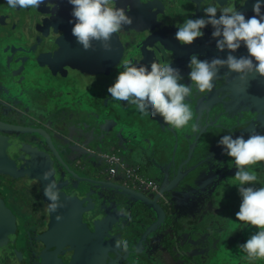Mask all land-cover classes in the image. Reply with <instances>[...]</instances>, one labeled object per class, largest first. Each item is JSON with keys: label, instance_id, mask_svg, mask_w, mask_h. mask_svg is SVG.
<instances>
[{"label": "flooded vegetation", "instance_id": "flooded-vegetation-1", "mask_svg": "<svg viewBox=\"0 0 264 264\" xmlns=\"http://www.w3.org/2000/svg\"><path fill=\"white\" fill-rule=\"evenodd\" d=\"M152 1L153 2H149L154 3L153 5L155 6L152 12L156 15H161V18H165L163 22H161V25L156 26V28H160V30L163 31L170 28V25L165 24L168 12L173 15L175 14L177 16L176 18L183 23L187 18H199L204 15L202 11L203 7L207 6V3L212 2V0ZM247 1L248 0H218L217 6H234L246 15L247 12L252 9L251 3L248 4L247 10L243 9ZM147 2L148 0H116L117 6L126 8V14L132 18L133 22L131 25L124 26V29H122L121 32L113 35L111 50L105 51L101 48L99 42L94 41L92 48L88 50H84L77 42L71 32L75 20L71 16L72 5L68 3V0H45V3L41 4L38 9H13L8 6L6 0H0V69L11 75L12 71L18 69L21 65L22 72L19 73L22 76H26V66L29 59L26 61L23 58L34 56L36 59L39 55H43L44 52L47 53L45 55H53L54 52L58 50L55 45V41H57L58 47L60 46V56L63 59L68 60L69 63L63 67L66 69L65 73L67 74V77L63 79L61 90L60 86L59 91H53L51 88L41 89L42 91H46L45 94L47 96L48 94H50L51 97L58 96V99L54 100L51 104L52 110L55 111V117H50L46 120V123L58 121L61 124L62 120L65 118L66 109L69 108L73 101H75L73 102V105H77L82 109L81 105L83 99L81 95L79 97L73 95V99L69 100L72 97L71 95L73 93L75 94L78 89L85 90V92L90 94L91 98L97 102L95 106L101 105L103 106V109H106L111 105L106 99L108 98L107 88L113 84L117 73L122 71L121 65L123 62L129 60L131 55L137 52L138 49L140 50V48L144 47L145 44H147L146 47H149V51L146 52V54H150V49L154 51L158 48V42L154 43L156 37L152 35V31L150 35H147L149 40L147 42L144 40L143 45H140L141 40L138 39V37L132 39V33L136 30H138L139 34L143 36L144 32L148 29L147 24H142L141 19V15L144 12V7ZM261 10L264 12V7H262ZM70 20L72 23L69 22ZM138 27L140 29H136ZM142 27L145 28L143 29ZM203 30L207 32L206 34H210V39L207 40L208 42L205 49L207 53L198 56V58L201 60H210L212 57L226 58V55L228 54L227 49L224 51L217 50V55H211L215 52L214 50L217 49L216 46L213 45L214 43L216 44V38L211 36V32L213 31L211 25L206 26ZM137 40L139 41L137 42ZM153 43L154 45L152 46ZM160 47L163 49L162 46ZM238 50H240V52L243 50L247 51L243 43ZM21 51L25 54L21 53ZM243 54L246 55L247 53L243 52ZM161 55L162 54L160 53L158 62L159 58L163 57ZM235 56H237V54H235ZM239 56H242V54ZM31 60H34V58H30V61ZM189 60L190 58L188 59V64ZM22 62L24 63L22 64ZM114 62L116 64H114ZM107 68H110L109 71ZM178 69L183 76L181 82L190 85L191 81L188 77L190 68L188 67L185 71H183L182 68ZM43 72L36 73L37 75L40 74L41 79H45L46 77L48 79L51 78L46 69H44ZM220 72L219 77L214 81L215 86L211 92L201 93L193 86L192 92H199V94H201L199 97L200 99L196 106L194 105L195 103H192L189 100L187 103H189L193 110L195 115L194 119L197 117V112L199 111L205 114L203 119H201L202 123L200 122V125L205 128L199 134V139L196 140L195 146L190 150L189 147L185 148L182 156L179 154L180 162L185 160L189 152L191 156L190 160L197 157L205 158L208 163L207 170L209 174H211L210 185L205 192L197 191L195 196L191 197L197 202L196 207H193V209H190L189 211L184 207H182L181 211L174 209L173 204H170L171 202L165 198L164 193L159 194L156 205L162 209L164 213L171 215L175 219L180 215H184L185 220H182L181 223L185 226V230L180 236L176 234L177 240L173 237V242L168 243L166 237L163 239L161 251L156 255L157 260L154 259L155 264H185L188 257L185 254L184 249L187 252L190 251L192 247L189 245L185 246L184 239L192 233L199 235L196 230L199 226H202L205 229L203 231L205 236L204 239L209 242L205 253L208 254L211 259V261H208V257L204 256V259L200 264H264V259L249 261L246 258V253L238 247V245L243 244L252 233L257 231V229L251 226H245L243 222L237 221L236 219L235 213L239 210L241 202L238 190L236 186L233 185L235 183L233 176L236 168L233 159L224 154L223 146L218 144L219 139L223 135L228 134L229 131L232 132L233 138L237 135H244L245 138H247V136L253 131L264 134V78L257 77L256 79L250 80L248 84H245L237 80L235 73L225 75L227 72L226 68H221ZM2 77H4L3 74L0 76V79ZM55 84L56 81H53V85ZM2 88L3 86L0 85V89ZM65 90L67 94L65 93ZM51 119L52 121H50ZM80 121L81 119L78 116H75L76 123L74 124H77ZM154 122L155 124L158 123L155 120ZM0 123L3 124L2 127L7 131L4 137H6V139H12L13 131L9 130L7 127L14 126V124L11 122L9 116L4 114L2 108H0ZM4 125H7V127ZM24 125H26V123L19 124L18 126ZM41 128L44 132L42 135H47L53 145H55L57 152H60L64 146L62 145V147L59 148V144L61 143L58 141L56 134L40 126V129ZM203 128L200 127V129ZM174 131L177 139L182 140L187 137L189 128H187V133L182 132L185 131L183 128L180 130L174 128ZM195 134H197V132H195ZM195 134L193 137H195ZM170 135L173 136L172 134ZM29 138L30 137H26L20 141L21 147L24 142H29ZM16 140L17 143L15 142V150L17 151L18 139ZM36 142L40 144V148L34 149L33 154L31 152V155L26 152L25 155H27V161L31 158L30 163L33 165L35 159H43L40 157V154H43L41 151H45V153L49 155L51 167L54 169V175L51 179H54L56 182L58 179H62L65 184L58 190L65 197L62 199V202H66L65 204H68V208L74 206L73 210L76 214L75 216H72L73 220L80 221L87 229L86 231L90 236L89 251H82L83 257L80 256V254L78 255L75 248L70 249L68 245H65L64 243L57 247V251H55L58 260L57 264H98V262L100 264H134L131 260V256L128 257V255L131 254L129 248H127V250L120 249V251L118 250V252H115L112 247L117 241L115 237H113V240L110 238L103 241L101 240V236L96 231V229L100 227L101 222L100 220L98 221L95 219L94 215L97 206L92 210H88V207H86L85 204H82L81 199L73 198L72 200L66 198L74 191L76 192H74V194L81 193V189L80 192L78 191L79 187H81V182H78L73 177L69 176L60 165H58L54 153L44 145L43 136L39 135L36 138ZM70 144L77 145L75 141ZM188 145H190V143ZM179 150L181 149H177V152H179ZM75 152L76 151L73 150V153L77 156V153ZM122 152L123 148H118L112 153H115L122 158ZM18 153L23 160V157H25L23 152L21 151ZM107 154L110 153L103 154V156L105 157ZM1 158L5 161L6 155H0V190L4 189V195H7L8 193L10 194L9 199H5L0 192V213H3L0 214V238H5V242L2 243L3 248L1 249L2 252L6 253L7 260L12 261L10 258V252L14 247L19 248L17 245L18 238L25 237V234L33 236L37 228L42 230L39 234L45 232L48 230L51 218L56 217L55 213L60 217L63 214L58 212V209L53 213L49 211V201L44 195V187H42V190L39 183H37L38 185L36 189L39 196L36 195V197L34 196L33 198L35 204L33 202H29L28 204L26 200L24 201L31 209V213H27V215L32 219H27L26 215L18 213L17 208H15L13 204L14 192L12 188L15 181H13L10 172L11 164L6 162L7 166L4 165V167H2ZM143 160L147 161V158H144ZM131 163L132 165L137 166L142 174L153 180L158 188L159 183L157 179L147 174V169L141 161ZM33 167L37 168L36 166ZM69 167L75 174L85 175V173H87L86 170L81 168L76 160L69 162ZM2 168H4V171ZM251 169L255 171L258 177L256 187L264 186V162L251 166ZM27 178L28 177L26 176L22 177L20 184L22 187H25L29 182ZM123 183L125 184L124 181ZM152 193L155 195L158 191ZM1 217L3 218L1 219ZM5 221H7L8 226H10L9 230L5 228V226H7L4 225ZM24 222L31 223V225H25ZM53 225V222H51L50 230L53 228ZM62 225V220H60L59 224L50 234L53 232H56L57 234L61 233L60 228ZM208 227H212V236L208 235V231L206 230ZM129 229L128 227L123 229V239L135 238V232L131 235ZM146 229L147 228L145 227L141 231L142 235H139L138 240H142L141 243L139 242V244H137L134 241V245H141V247H144L143 250L146 254L144 261H149L150 264H153L152 258L150 259L148 256L149 249L144 245L145 240L149 238V235H146L148 231H146ZM125 230L129 231L130 235L126 234L124 232ZM46 238L48 240L46 247H48L49 242L52 243L54 239L60 241V235ZM92 241L95 242L93 245ZM98 241H101L102 249H96ZM151 241L153 242V240ZM44 247L45 245L42 241L35 242L37 254ZM50 249L53 250L54 247H50ZM193 249H195V247ZM103 250L108 253L106 257L104 256ZM17 252L18 251H16V253Z\"/></svg>", "mask_w": 264, "mask_h": 264}, {"label": "water", "instance_id": "water-1", "mask_svg": "<svg viewBox=\"0 0 264 264\" xmlns=\"http://www.w3.org/2000/svg\"><path fill=\"white\" fill-rule=\"evenodd\" d=\"M149 2L153 1L148 0L146 6L144 7V12L141 15L142 24L146 23L148 26V29L144 32L142 37L145 36L146 38L144 37V40L145 42H147L149 40L147 38V35H150L152 31V35L156 37L154 43L158 42V48L154 51L150 49V54H146V52L148 51L139 53L138 50L137 52L131 55L129 60L133 61L134 63H144L147 66L148 64H150V62H158V57L161 53V56L163 57L159 58L158 63H171V65L175 68H182L183 71L187 70L188 59L192 54H197L198 56H201L207 53L205 49L208 42L207 40L210 39V34H206L207 32L202 29L204 35L200 38H197L191 45L181 44L175 38V33L177 31V26L181 25L182 22L176 18L177 16L175 14L173 15L172 13L168 12V17L165 24L170 25V28L165 31L160 30V28H156V26L161 25V22L163 21H161V15H156L152 12L155 6L153 5L154 3ZM254 2L255 0H248L245 3L243 9L247 10L248 4L251 3L253 5ZM253 15L254 13L251 9L247 12L245 17L248 18ZM142 28L144 29L145 27ZM136 29L140 28L138 27ZM138 41L139 40H137V42ZM154 43L152 44V46L154 45ZM55 45L57 46L59 52L58 50H56L53 55H45L47 53L44 52L43 55H39L36 59L34 56L23 58L26 61L29 59L26 66V76H22L19 73L22 72L21 65L18 67V69L12 71L11 75L10 73L7 74L4 70L0 69V76L2 74L4 76L0 79V85L3 86V88L0 89V103L3 105L12 106L13 108L16 107L18 110H21L19 108L21 107L22 109H25L24 111L28 110L29 114L26 115L31 116V120L24 122L26 123V125L24 126H4L7 127L9 130H12L13 132L34 131L37 132L39 135L43 136L44 145H46L54 153V157L56 158V162L58 163V165H60V167L69 176L73 177L78 182H81V187H79L78 189L79 192L81 189V193L74 194V192H72V194L68 195L66 198L72 200L73 198L81 199L82 204H85V206L88 207V210L94 209V207L98 204L95 202H90V200L86 199V192H89L90 189L88 187L84 189L82 185H94L96 187H113L117 191L123 192L128 196L134 197L141 202L147 204L158 202L157 199L159 198V194L172 190L178 183L181 168L185 164H187L191 158L189 152L185 160L180 162L179 154L182 156L184 154L185 148L189 147L190 150L193 148V146H195L196 140L199 139V134L205 128L200 125L201 119H203L205 114L199 111L197 112V117L194 119V122L197 121V128L200 129L201 127L203 129H200V131L195 134V137H190V139L188 140L186 139L187 137L183 138L182 140H179L176 137L174 128L166 124L158 115L153 117L150 114H146L150 115L151 118H145V114L140 113L135 105L120 101V104H125V107L123 108L121 105L116 106L117 102L119 101L113 100L112 102L108 98L106 99L111 105H109L108 108L103 109V106L101 105L95 106L97 102L91 98L90 94L85 92V90L78 89L75 94L73 93L71 95L72 97L69 100L73 99L75 95H77L78 97L81 95L83 99V103L81 105L82 109L79 108L77 105H73V102H75L73 101L70 104L69 108H67L65 111V117H71L72 115L71 119L73 120H69L70 118H64L61 123L65 129L63 132V135L66 137L65 139L72 143L75 141L77 145L70 144L69 146L64 147L60 152H57L56 147L55 145H53L50 138L47 135H42L44 134V132L42 128L40 129L41 122L35 123L32 121L35 119V111L34 109H31L36 107H46V109H48L49 107L48 110H51V113L49 114L48 119L50 117L55 116V111L52 110L51 104L54 100L58 99V96L51 97L50 94H48L47 96L45 94L46 91L41 90L43 88H51V90L53 91H59V86L60 90L62 89L63 79L67 77V74L65 73L66 69H64L63 67L66 66L69 62L68 60L63 59L60 56V46L58 47L57 41H55ZM213 45L215 46V43ZM160 46H162L163 49ZM214 51L215 52L211 54L212 56H214V54H218L217 49H215ZM243 52L247 53V51L245 50L241 52L240 50H238L234 53V55L237 54L238 57L240 54L245 55L243 54ZM21 53L25 54L23 51H21ZM30 58H34V60L30 61ZM23 63L24 62H22V64ZM114 64L116 63L114 62ZM44 69L48 71L49 77L51 76V78L48 79L46 77L45 79H41L40 74L37 75L36 72L42 73ZM109 69L110 68H107L108 71ZM53 81H56L55 85H53ZM32 88H35L37 92H40L39 95L43 97L42 100L46 103L44 104V106L38 104V106L34 107L32 105L37 100L33 98L36 96L30 93V90ZM1 93H4V95H7V97H3ZM106 99L104 100L107 101ZM199 99L200 98L196 96V92L195 94H192L190 97L186 98V100L195 103V106L197 105ZM20 102L23 105H20ZM75 116H78L81 119V121L77 124H74L76 122H73L75 120ZM154 120L158 123L155 124ZM57 123L60 124V122L58 121ZM2 126L3 124L0 123V128L4 129ZM170 134H172L173 136H171ZM39 135H34L33 137L35 138L30 137V143L24 142L22 148L32 150L31 152L33 154L34 149L40 148V144L36 142V138ZM147 141L150 142V145H146ZM189 143L190 145H188ZM61 147L62 144H59V148ZM118 148H123V152L121 153V162H123L124 165H132L131 162L135 161H141L142 164L145 165L147 169V174L151 177L156 178L159 183L158 193L153 195L152 192L138 190L126 186L123 183V173L120 168L117 169L113 175L107 172V165L105 163V157L103 156V154L112 153ZM76 149H78L77 156L71 157L73 154V150L76 151ZM177 149L181 150L177 152ZM133 151H136V154H133ZM41 152H43V154H40V157H42L43 159H35L31 167L33 168V166H36L37 168L41 167L42 169L46 170H54L53 167H51L49 155L46 154L45 151ZM25 153L26 152L23 151V155L25 156L23 157V162L27 161V155H25ZM144 158H147V161L143 160ZM2 160L4 163V159L1 158V161ZM75 160L80 164L82 169L87 171L85 175L75 174L73 170L69 167V162ZM5 166L7 165L5 164ZM89 169H95L98 174L93 175L92 173H90ZM2 170L4 171V168H2ZM118 175H121V177L116 178ZM41 182L39 183L41 184ZM57 182L56 183L58 190L62 188L59 187L60 185H65L62 179H58ZM41 189L43 190L42 186ZM101 192L105 191L100 189L99 193L102 196V199H112L110 198L112 197L111 192H108L107 194ZM59 193L60 202L63 204V207H60L61 209L58 208V212H61L63 214L60 219L63 223L60 228L61 233L57 234L56 232H53L52 234H50L59 224L60 221L52 217L50 224L48 225V230H46L45 232L39 234V232L42 230H40V228H37L33 236L25 234V237H20L21 239L18 238V236V239L16 238L17 245L19 246L18 249H23L24 252L26 251L24 253V258L26 257V260H21L20 263H22L23 261V264H57L58 260L56 258L55 251H57L56 248L59 247L62 243L68 245L70 249L75 248L76 252L78 253V255L80 254V256H82L83 254L82 251H89L88 247L90 246V236L89 233L86 231L87 229L81 224L80 221L73 220L72 216H75L76 214V212L73 210L74 206L68 208V204H65L66 202H62V199L65 197L62 195L61 192ZM82 193H84V197H82ZM115 193L117 197L120 196L118 192ZM149 195L153 197H150ZM152 199H155V201H153ZM155 207L159 208L157 205H155ZM104 208L105 212L108 213L106 209H110L109 204H105ZM113 212L116 215V217L113 218H121V221L118 224L101 223L100 227H98L96 231L101 236L102 241L109 238L113 240V237H115V239L117 240L123 238V229L125 227H128V229L130 228L129 231L131 232V235L135 232V238L126 239L128 241V248L135 255V257L132 256V261L134 264H150L149 261H144V258L146 257V254L143 250L144 247H141V245H134V241L137 244H139V242L141 243L142 240L138 239L139 235H142L141 231L145 227L147 228L146 231L148 230L146 235H149V238L145 240L144 245L147 249H149L148 256L150 257V259L152 258L153 262H151L153 264H155L154 259L157 260L156 255L159 254V251H161V247L163 245L162 241L168 235V233H171L172 239L173 237H175V239L177 240L176 234L180 236L185 230V226L182 225L181 221H178V219L173 218L171 215H167L163 212L162 209H160V213H156L152 217L153 220L150 221V223L149 221L145 222L144 218L141 217L139 214L128 212L131 218L137 221L136 224L129 223L125 219V216L127 215L122 216L114 210ZM55 215H57V213H55ZM2 218L3 217H1V219ZM51 222H53L54 225L53 228L50 230ZM100 222H102V220H100ZM4 225H7L5 226V228H7L8 230L10 229V226H8L7 221L4 222ZM211 229L212 227L206 228L209 236L213 235L211 233ZM196 230L199 235L192 233L186 236V238L184 239V245H189L190 247H192L191 250L187 252L184 249V252L188 257V259L185 261V264H200L201 261L204 259V256L208 257V261L210 260L208 254L205 253L206 247L209 245V242L204 239L205 236L203 234V231L205 229L202 226H199ZM129 231L125 230L124 232L130 235ZM59 235L60 241L58 239H54L53 242H49L48 247H46V244L48 243L46 237H55ZM194 235L197 236L196 241H192ZM153 239H155L154 241H157V245L155 247L153 246V242L151 241ZM37 241H42L45 245V247L38 254L37 249L35 248V242ZM100 242L101 241H98V246L96 247V249H102V243ZM94 243L95 242L92 241V245ZM50 247H54V249L52 250L50 249ZM112 247L115 252H118V250L120 251V249H117L115 245H113ZM194 247L195 249H193ZM16 248L17 247H14V249ZM103 251L104 256L106 257L108 253L105 250ZM21 252L22 251L17 252L16 255H18V253L20 255ZM4 254V252H1V255ZM98 264L100 263L98 262Z\"/></svg>", "mask_w": 264, "mask_h": 264}, {"label": "clouds", "instance_id": "clouds-1", "mask_svg": "<svg viewBox=\"0 0 264 264\" xmlns=\"http://www.w3.org/2000/svg\"><path fill=\"white\" fill-rule=\"evenodd\" d=\"M6 2L13 9H38L45 0ZM68 3L72 5L71 16L75 20L72 35L84 50L91 49L95 41L103 50L110 51L113 35L133 22L126 14V8L117 6L116 0H68ZM217 3L218 0H212L203 7L204 15L187 18L177 26L175 38L181 44L191 45L204 35L202 29L211 25V36L216 38L217 50H228L226 58L201 60L197 54H192L188 64L190 85L181 82L183 76L171 63L150 62L146 66L125 60L121 65L122 71L107 88L111 98L135 105L142 114L158 115L171 127L182 129L194 119L193 110L186 102V98L193 94V86L201 93L211 92L221 68L227 69L225 75L235 73L237 80L245 84L257 77L264 78V12L261 10L264 0H255L252 5L254 15L248 18L234 6L218 7ZM69 22L72 23L71 20ZM242 43L247 55H233ZM191 130L200 131L195 125ZM218 144L223 146L224 154L233 159L236 168L233 185L241 197L236 219L245 226L257 229L238 247L246 253L249 261L264 259V186L256 187L258 177L251 169V166L264 162V134L253 131L247 138L244 135L233 138L229 131L219 139ZM53 175L54 170L51 169L42 173V178L48 181L44 186V195L49 201L51 213L63 207L57 183L50 179ZM55 218L58 221L61 219L59 215ZM115 246L127 250L128 241L120 238Z\"/></svg>", "mask_w": 264, "mask_h": 264}, {"label": "rangeland", "instance_id": "rangeland-1", "mask_svg": "<svg viewBox=\"0 0 264 264\" xmlns=\"http://www.w3.org/2000/svg\"><path fill=\"white\" fill-rule=\"evenodd\" d=\"M165 18H162L161 21H163ZM141 40L140 45H143L144 43V39L143 37L139 34V31L136 30L134 33H132V39L137 38ZM134 45V44H133ZM147 44H145L144 47L140 48L139 53L141 52H145V51H149V47H146ZM8 50V48H7ZM144 64V63H142ZM146 65V64H144ZM30 93L34 94L33 97L35 99H37L32 105L34 107L41 105L44 106V104H46L39 93L37 92V90L35 88H32L30 90ZM193 94H195V92H193ZM1 95L3 97H7V95H4V93H1ZM108 99L110 101L113 102V99L111 98V95L108 93ZM201 94H199V92L196 91V96L199 98ZM188 102V100L186 101ZM20 105H23L20 102ZM117 105H121L123 108L125 107V104H120V101L117 102ZM0 108L3 109L4 114L8 115L11 122L14 125H19L22 124L24 122H27L28 120H31V116L26 115L29 114L28 110L24 111L25 109H22L21 107H19L21 110H18L16 107L13 108L12 106H7V105H3L0 103ZM42 108V109H40ZM34 109L35 111V115H34V120H32L35 123L41 122V126L43 128L48 129L50 132L56 134L58 141L64 146L67 147L70 145V143L67 141L65 138V136L63 135L64 132V126L62 124H58L57 122H48L46 123V120L49 117V114L51 113V110L46 109V107H36V108H31ZM38 113V115H37ZM55 117V116H54ZM145 118H151L150 115H144ZM195 117V115H194ZM65 118H70L69 120H73L72 115L71 117H65ZM74 118V117H73ZM52 121V119L50 120ZM63 121V120H62ZM75 122V120L73 121ZM192 125H195L197 127V121H191L190 124L188 126H186L185 128H183L185 132L187 133V128H189V132L187 134V140L190 137H193L195 132H193L191 130ZM180 130V129H179ZM47 131V130H46ZM181 132V131H180ZM7 133V131L5 129H1L0 128V155L2 154V156L6 155V159L3 163V160L1 161L2 163V167H4L5 164H7L8 162L11 164V169L10 172L12 174L13 177V181L14 182V186H13V192L17 195H15L13 193V204L14 207L17 208L18 213H23L24 215L27 216V219H32L30 218L27 213H31V209L25 204V200L27 201V203L29 204V202H33V198L34 196L36 197V195L39 196L38 191H36L37 189V183L41 182V184L39 183L40 186L44 187L46 183H48L47 180H44L42 178V173L46 170V169H41L40 168H32V164L31 159H29V161L27 162H23V160L20 158V154L18 152H27L30 153L29 155H31V151L30 149H25L21 147L20 141L26 137H31L34 135H38L37 132H27V131H14L13 133V138H8L6 139L5 134ZM18 139V149L17 151L16 149V143ZM16 142V143H15ZM146 145H150V142L147 141ZM72 153V152H71ZM76 153H78V149H76ZM133 154H136V151L132 152ZM76 155L73 153L72 157H75ZM7 162V163H6ZM207 161L205 158L203 157H197L195 159L190 160L187 164L184 165V167L180 170V174H179V181L176 184V186L170 190L164 193L165 198L171 202L170 204H173L174 209L181 211L182 207H184L186 210H192L193 207H196V202L195 200H193L191 197L195 196V194L197 193V191H203L205 192V190L209 187L210 185V180H211V174H209L207 168ZM101 168V166H100ZM90 173H92L93 175H97V171L95 169H89ZM28 177L27 180L29 181L27 183V185L24 187H22L21 184V179L22 177ZM121 175H118L116 178H120ZM51 179V178H50ZM37 180H39L37 182ZM58 183V182H57ZM59 187H63V186H59ZM82 187L85 188H89L90 191L86 192L87 193V197L86 199L90 200V202H95L97 203V208L95 209V219L97 220H102L101 223H113V224H118L121 221V218L118 219H114L113 217H116L114 211H117L120 215L125 216V219L131 223V224H136L137 221H135L134 219L131 218V216L129 215L128 212L130 213H134V214H139L141 217L144 218V221H152V217L156 214V213H160V209L156 208L155 205L156 203L153 202L152 204H147L144 202L139 201L138 199L128 196L126 194H124L123 192L117 191L115 188L113 187H96L94 185H82ZM100 189H102L105 192H101L104 194H107L108 192L112 193V199H102V196L100 195ZM74 191V190H73ZM0 192L3 194V198L5 199H9L10 194L8 193L7 195H4V189L0 190ZM30 192V193H28ZM32 192V193H31ZM75 192V191H74ZM119 193V197L116 196V193ZM76 193V192H75ZM150 197H153L151 195H149ZM24 197V199H23ZM82 197H84V193H82ZM149 197V198H150ZM38 198V197H37ZM23 199V200H22ZM151 199V198H150ZM153 201H155V199H152ZM104 201V202H103ZM9 202V201H8ZM23 202V203H21ZM35 204V202H33ZM12 204V202H11ZM105 204H109V208L110 209H106V211L108 213L105 212ZM178 221H182L185 220L184 215H180L178 218ZM25 225H31V223H27L24 222ZM11 231V230H10ZM21 231V230H20ZM166 239L169 242H173L172 239V235L171 233H168V235L166 236ZM2 240V242H1ZM155 239H153V246L155 247L157 245V241H154ZM4 238L1 237L0 238V264H23L24 259L26 260V257L24 258V250L23 249H13L10 252V258L12 261H8L6 258V253L4 255H1L2 249L3 248V244L4 243ZM16 251H22L21 254L16 255ZM16 253V254H15ZM131 256V260H133V257H135V255L131 252V254L129 255V257ZM133 256V257H132ZM22 261V263H20V261Z\"/></svg>", "mask_w": 264, "mask_h": 264}, {"label": "built area", "instance_id": "built-area-1", "mask_svg": "<svg viewBox=\"0 0 264 264\" xmlns=\"http://www.w3.org/2000/svg\"><path fill=\"white\" fill-rule=\"evenodd\" d=\"M105 163L107 165V172L113 175L117 169H121L123 173V181L129 187L143 191H158L156 184L146 175L139 171L135 165H124L121 162L120 156L115 153L105 155Z\"/></svg>", "mask_w": 264, "mask_h": 264}, {"label": "crops", "instance_id": "crops-1", "mask_svg": "<svg viewBox=\"0 0 264 264\" xmlns=\"http://www.w3.org/2000/svg\"><path fill=\"white\" fill-rule=\"evenodd\" d=\"M196 239H197V236L194 235L192 238V241H196ZM209 261H211V259Z\"/></svg>", "mask_w": 264, "mask_h": 264}]
</instances>
